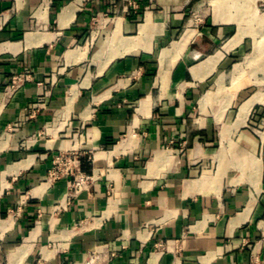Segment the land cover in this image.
I'll use <instances>...</instances> for the list:
<instances>
[{"label": "crops", "instance_id": "1", "mask_svg": "<svg viewBox=\"0 0 264 264\" xmlns=\"http://www.w3.org/2000/svg\"><path fill=\"white\" fill-rule=\"evenodd\" d=\"M258 24L264 0H0V264H264Z\"/></svg>", "mask_w": 264, "mask_h": 264}, {"label": "built area", "instance_id": "2", "mask_svg": "<svg viewBox=\"0 0 264 264\" xmlns=\"http://www.w3.org/2000/svg\"><path fill=\"white\" fill-rule=\"evenodd\" d=\"M134 7V3H131ZM31 79V71L26 70L23 73L14 75L5 89L7 96H10L17 92L25 82ZM75 158L69 157L68 155L61 154L54 161V167L51 171L53 178H59L62 175L70 177V192L71 196L76 195L84 190L91 177L83 173L79 167L74 166L73 162Z\"/></svg>", "mask_w": 264, "mask_h": 264}, {"label": "rangeland", "instance_id": "3", "mask_svg": "<svg viewBox=\"0 0 264 264\" xmlns=\"http://www.w3.org/2000/svg\"><path fill=\"white\" fill-rule=\"evenodd\" d=\"M242 28L247 31L246 33L248 37L247 38L248 50L246 51L247 57L244 59L245 64H250L255 66L263 65L264 58H260V55L264 53V24H258L252 26L244 25L242 26ZM237 30L238 27H233L232 34H235Z\"/></svg>", "mask_w": 264, "mask_h": 264}, {"label": "bare ground", "instance_id": "4", "mask_svg": "<svg viewBox=\"0 0 264 264\" xmlns=\"http://www.w3.org/2000/svg\"><path fill=\"white\" fill-rule=\"evenodd\" d=\"M244 34H245L244 30L241 28L239 32L236 34V36L234 37L233 41H239L243 37Z\"/></svg>", "mask_w": 264, "mask_h": 264}]
</instances>
